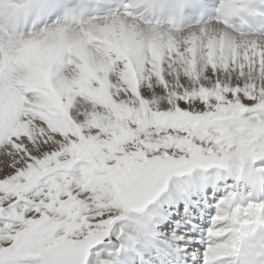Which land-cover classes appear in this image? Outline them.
Returning <instances> with one entry per match:
<instances>
[{
    "label": "snow or ice",
    "instance_id": "obj_1",
    "mask_svg": "<svg viewBox=\"0 0 264 264\" xmlns=\"http://www.w3.org/2000/svg\"><path fill=\"white\" fill-rule=\"evenodd\" d=\"M0 264H264V0H0Z\"/></svg>",
    "mask_w": 264,
    "mask_h": 264
}]
</instances>
